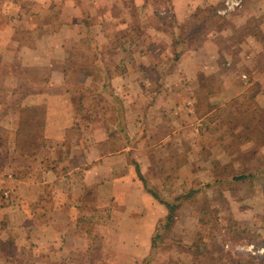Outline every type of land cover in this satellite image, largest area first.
Returning <instances> with one entry per match:
<instances>
[{
    "label": "rangeland",
    "instance_id": "1",
    "mask_svg": "<svg viewBox=\"0 0 264 264\" xmlns=\"http://www.w3.org/2000/svg\"><path fill=\"white\" fill-rule=\"evenodd\" d=\"M223 4L204 5L179 23L169 0H0V264H68L64 244L81 231L96 234L89 224H45L49 213L20 197L22 189L41 191L44 145L52 142L44 105L24 109L23 101L66 91L86 135L113 125L122 131L115 145L129 140L130 163L137 161L161 200L188 195L150 264H264V211L255 195L264 179H235L264 173L254 144L263 135L264 102L254 96L259 86L248 90L246 82L264 69L241 65L245 29L222 33L232 13L264 14V0H243L231 15L218 13ZM49 64L53 80L65 72L64 85H47ZM117 215L126 237L127 214Z\"/></svg>",
    "mask_w": 264,
    "mask_h": 264
},
{
    "label": "crops",
    "instance_id": "2",
    "mask_svg": "<svg viewBox=\"0 0 264 264\" xmlns=\"http://www.w3.org/2000/svg\"><path fill=\"white\" fill-rule=\"evenodd\" d=\"M224 1L169 0V3L175 19L180 23L193 16L204 5L216 6ZM251 1L252 4L259 6L261 4V0ZM252 11L243 9L236 12V14L240 13L236 16L233 13L231 15L230 12L229 19L232 24L226 25L222 33H233L232 30L235 27L245 29L238 47L241 65L246 69L263 70L264 45L259 34L264 31V14ZM252 17L259 19L255 26L249 23ZM228 63L231 64V60ZM205 67V65L199 66V68ZM42 70H46L48 74V86L65 84L67 77L65 72L59 81L53 80L56 69L52 64ZM249 78L250 80L246 81L247 89H252L250 86L253 84L256 88L259 86L254 96L255 99L264 102V73L250 75ZM71 97L72 94H68L67 91L63 94L48 93L41 96L31 93L26 96L25 104L23 101L24 109L44 105L47 111L46 130L49 132L47 137L52 142L46 141L44 145L47 151L46 156L41 160V167L44 168L38 180V183L43 185L41 191L29 194L22 189L20 197L24 198L25 202L28 198L34 210H45L44 213H49L45 224H72L80 230H82L81 224H89L87 231L96 229L92 239L84 238L82 233L86 231H81L78 239L72 238L64 244L65 251L66 248L70 249L63 254L64 262L68 264H76L77 261L80 264L92 262L93 264H150L154 258V237L161 225L158 223L168 214L167 201L161 200L152 189L146 187L145 177L141 166L136 164L137 161L132 160L130 163L133 147L130 146L129 140L123 143L120 141L119 146L115 145L113 136L122 133L119 128L116 129L114 125V127L94 128L93 132L86 135L88 132L84 131L85 127L82 124H79L77 114L72 108ZM75 129L78 132L81 131L76 136L78 138L65 142L67 134ZM257 134L260 135L259 132ZM261 134L263 138L260 137L254 143L257 157H264V127ZM58 150L62 152L57 153ZM75 150L78 153L72 157ZM21 178L19 179L21 183H25V178L29 180L30 177L27 175ZM255 195L257 200H261L257 202H262L259 203V211H264V192L257 191ZM89 196L93 199L88 200ZM107 212L109 215L104 218ZM119 212L127 214V222L130 224L128 227L130 231L126 237L120 236L125 234L115 225L119 224L117 215ZM105 227L111 229L110 234H104L102 228ZM97 229H101V233L97 232ZM57 241L60 240H55L56 243ZM90 243L97 244L100 250L104 248L106 252L100 250L89 252L88 244ZM119 247H121L120 251ZM122 248H126V251L122 252Z\"/></svg>",
    "mask_w": 264,
    "mask_h": 264
},
{
    "label": "trees",
    "instance_id": "3",
    "mask_svg": "<svg viewBox=\"0 0 264 264\" xmlns=\"http://www.w3.org/2000/svg\"><path fill=\"white\" fill-rule=\"evenodd\" d=\"M178 58H179V56L177 55V56H175L174 60H177ZM115 100H117V99L115 98ZM263 177H264L263 171L257 170L256 172L242 174L241 176L236 177L235 179L242 181V180H245L246 178H251L253 180L256 179L255 182L258 183L259 181H262L264 179ZM258 178H260V179H258ZM185 196H188V195H180L175 199V201L173 203H166V206L168 208V214L165 217L166 221L160 225L158 232H157V235L154 237L153 249L156 247L157 240L159 238H162L163 235H165V232H167L168 230H170L173 227L175 219H176L175 218L176 217V210L179 207L180 200H182Z\"/></svg>",
    "mask_w": 264,
    "mask_h": 264
},
{
    "label": "built area",
    "instance_id": "4",
    "mask_svg": "<svg viewBox=\"0 0 264 264\" xmlns=\"http://www.w3.org/2000/svg\"><path fill=\"white\" fill-rule=\"evenodd\" d=\"M243 0H225L223 7L218 10L221 15H227L228 13L234 11L237 7H240ZM245 78V75L243 76Z\"/></svg>",
    "mask_w": 264,
    "mask_h": 264
}]
</instances>
